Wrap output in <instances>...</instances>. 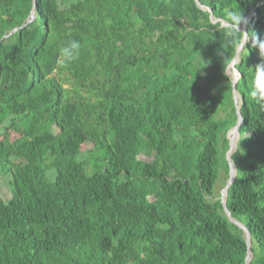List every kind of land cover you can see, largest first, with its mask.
Listing matches in <instances>:
<instances>
[{
    "label": "trees",
    "instance_id": "obj_1",
    "mask_svg": "<svg viewBox=\"0 0 264 264\" xmlns=\"http://www.w3.org/2000/svg\"><path fill=\"white\" fill-rule=\"evenodd\" d=\"M34 2L0 0V264H245L216 189L238 120L233 13L251 41L226 204L264 264V97L249 91L264 0Z\"/></svg>",
    "mask_w": 264,
    "mask_h": 264
},
{
    "label": "water",
    "instance_id": "obj_2",
    "mask_svg": "<svg viewBox=\"0 0 264 264\" xmlns=\"http://www.w3.org/2000/svg\"><path fill=\"white\" fill-rule=\"evenodd\" d=\"M205 9H207V8H205ZM207 10H209V9H207ZM30 17H32V15ZM213 23H215V21H213ZM221 26H228V24L222 22ZM238 30L242 32L243 37H242V40H241L240 44L238 45V47H237V49L235 51L234 58L232 59V61L229 64V66L227 67V69L230 72V74L228 73V75L231 78L232 99H233V102H234V106H235V110H236V114H237L238 120H237L236 125L227 133L228 150H227V152L225 154V158H226L227 163H228V168H229L228 175H229V177H228V180L226 182V185L221 190L219 199H220V203L222 205V209H223V211H224V213L226 215L227 220L230 223H232L235 226H237L238 228H240L243 231V233H244V238H245L246 246H247V249H248V251L246 253V257H245V264H249L251 259H252V254L250 252V247H251L250 233H249L248 229L240 221H237L236 219H234L231 216V213L228 210L227 204H226V197H227L228 188L233 184V182H234V180L236 178V167H235L231 157H232V154L234 153V151L236 149V144H237L238 140H235V138H236V136H238V139H239L238 130H239V127L241 126V123L243 121L241 113H240V104L238 102V100H239L238 93L236 91V84H237V82H238V80L240 78V74L236 70L235 65L238 63L239 54H240V52H241V50L243 49V46H244V36H245L244 33H246V18L244 19L242 25L240 27H238ZM247 37H248V35H247ZM247 41H248V38H247L246 42Z\"/></svg>",
    "mask_w": 264,
    "mask_h": 264
},
{
    "label": "clouds",
    "instance_id": "obj_3",
    "mask_svg": "<svg viewBox=\"0 0 264 264\" xmlns=\"http://www.w3.org/2000/svg\"><path fill=\"white\" fill-rule=\"evenodd\" d=\"M199 4V2L197 1ZM33 6H35V2L33 0ZM199 6L203 9L207 8L205 6H202L199 4ZM208 9V8H207ZM205 9V10H207ZM210 10V9H209ZM207 10V11H209ZM211 13V10L209 11ZM32 15V17H30ZM34 12L31 11L27 24L31 23L34 19ZM212 15L210 16L211 22L215 21V23L218 20H214ZM230 21L232 22V26L230 29L227 30V36L225 39V47L232 45V44H240L238 33H241V31L238 30V26L242 23V16L241 14L233 13L229 17ZM245 19V18H244ZM225 23V22H224ZM240 27V26H239ZM16 29H13L8 35L15 32ZM244 44L249 37H247V34L244 33ZM249 42V41H247ZM252 46L256 47L259 51V56L261 58V62L258 63L255 68L253 69L252 73V79H251V87H250V96L253 99H259L264 97V41H258L255 37L252 40ZM223 51V49H221ZM221 51V52H222ZM220 52V54H221ZM59 55L61 58V62L64 66H67L75 61H77L81 55V44L77 40H70L63 46L59 48Z\"/></svg>",
    "mask_w": 264,
    "mask_h": 264
},
{
    "label": "rangeland",
    "instance_id": "obj_4",
    "mask_svg": "<svg viewBox=\"0 0 264 264\" xmlns=\"http://www.w3.org/2000/svg\"><path fill=\"white\" fill-rule=\"evenodd\" d=\"M248 41H251V40H248ZM227 73L230 74L229 70L227 69ZM224 115L223 114H220L219 117H223ZM219 168H218V171H219V174H218V179L216 181V189H217V193H221V190L223 188H219L221 185H222V182H223V173H224V162L221 160V148L219 147ZM141 159H148L144 156H140ZM149 160V159H148Z\"/></svg>",
    "mask_w": 264,
    "mask_h": 264
},
{
    "label": "bare ground",
    "instance_id": "obj_5",
    "mask_svg": "<svg viewBox=\"0 0 264 264\" xmlns=\"http://www.w3.org/2000/svg\"><path fill=\"white\" fill-rule=\"evenodd\" d=\"M240 136V135H239ZM235 140H238V136H236Z\"/></svg>",
    "mask_w": 264,
    "mask_h": 264
}]
</instances>
